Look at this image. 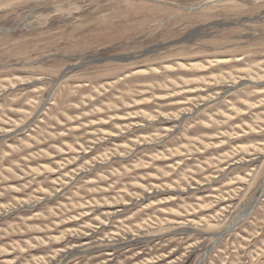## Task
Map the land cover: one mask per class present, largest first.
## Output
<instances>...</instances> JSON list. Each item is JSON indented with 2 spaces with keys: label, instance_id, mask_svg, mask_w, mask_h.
Masks as SVG:
<instances>
[{
  "label": "rangeland",
  "instance_id": "rangeland-1",
  "mask_svg": "<svg viewBox=\"0 0 264 264\" xmlns=\"http://www.w3.org/2000/svg\"><path fill=\"white\" fill-rule=\"evenodd\" d=\"M0 264H264V0H0Z\"/></svg>",
  "mask_w": 264,
  "mask_h": 264
},
{
  "label": "water",
  "instance_id": "water-1",
  "mask_svg": "<svg viewBox=\"0 0 264 264\" xmlns=\"http://www.w3.org/2000/svg\"><path fill=\"white\" fill-rule=\"evenodd\" d=\"M117 60H123V58H118Z\"/></svg>",
  "mask_w": 264,
  "mask_h": 264
}]
</instances>
